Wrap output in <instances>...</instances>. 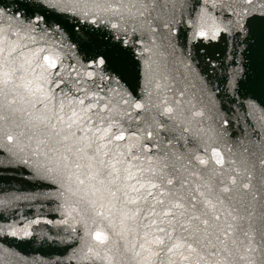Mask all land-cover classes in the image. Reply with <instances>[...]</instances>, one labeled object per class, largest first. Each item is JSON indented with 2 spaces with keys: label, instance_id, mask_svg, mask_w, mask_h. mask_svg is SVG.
<instances>
[{
  "label": "water",
  "instance_id": "obj_1",
  "mask_svg": "<svg viewBox=\"0 0 264 264\" xmlns=\"http://www.w3.org/2000/svg\"><path fill=\"white\" fill-rule=\"evenodd\" d=\"M69 7L68 0H0V64L7 59L27 79L49 81L46 90L54 96L82 95L77 90L83 88L102 97L101 102L110 101L125 129L139 128L123 150L122 178L129 163L136 172L162 151L182 156L185 163L194 155L209 159L213 148L226 161L238 159L245 149L264 154L260 0L251 5L243 0H162L152 20L155 31L142 18L121 19L93 3L89 7L97 15L87 18ZM245 8L251 11L241 34L237 21ZM113 23L120 28H112ZM45 57L54 59L56 68H49ZM97 57L104 59L102 65H96ZM124 99L146 103L139 119ZM164 101L175 109L173 120L161 115ZM126 110L130 117L123 115ZM157 123L165 124L159 136ZM129 149L138 160H129ZM30 156L27 148L21 152L0 135V264H160L140 248L145 234L155 231L147 226L151 217L145 220L141 213L122 225V204L108 196L107 181L79 185L73 180L57 188L20 162ZM73 171L83 178V169ZM99 179H105L103 174ZM89 201L103 202L105 215L97 216ZM136 207L129 204L126 210ZM97 231L109 237L108 243L93 239ZM256 262L264 264L259 252Z\"/></svg>",
  "mask_w": 264,
  "mask_h": 264
},
{
  "label": "snow or ice",
  "instance_id": "obj_2",
  "mask_svg": "<svg viewBox=\"0 0 264 264\" xmlns=\"http://www.w3.org/2000/svg\"><path fill=\"white\" fill-rule=\"evenodd\" d=\"M128 2L130 7L125 0H68L67 10L75 9L86 18L97 15L95 8L121 19L142 18L155 31L152 20L158 18L154 13L162 0ZM243 2L253 4V0ZM260 6L264 15V0H260ZM250 11L245 8L240 13L237 23L241 34ZM91 22L95 24L96 19ZM110 26L120 28L117 23ZM3 54L0 49V56ZM44 59L49 68H56L54 59ZM95 63L102 65L104 59L97 57ZM20 71L7 59L0 64V135L19 146L21 152L25 148L30 151V158L20 162L29 166L36 178L57 188L73 180L79 185L86 180H98L101 185L107 181L108 196L122 204V225L141 213L145 220L152 218L147 226H154L155 231L145 234L140 248L159 258L160 264H257V252L264 261V154L257 156L245 149L238 159L230 156L226 161L224 154L213 148L209 159L194 155L185 163L182 156L162 151L156 160L149 158L147 168L137 166L133 172L129 163L123 168L122 178L118 165L124 163L123 150L128 149L130 139L137 138L140 129H125L119 122L120 114L110 101L101 102L102 97L91 96L83 88L77 90L82 95L54 96L46 90L49 81L27 79ZM122 103L137 112L136 119L147 107L145 102L129 99ZM163 103L161 115L173 120L175 109L167 101ZM123 115L130 117L131 113L126 110ZM6 125L17 131L6 129ZM163 128L165 124L155 125L157 136ZM173 130L174 126L168 129ZM146 136L151 138L153 131L148 130ZM128 158L139 159L130 149ZM200 166L202 170L196 171ZM73 169H83V178ZM102 174L105 179H99ZM89 203L97 216L105 215L103 202L98 206L94 201ZM129 204L136 209L126 210ZM93 239L101 245L109 241L101 231L95 232Z\"/></svg>",
  "mask_w": 264,
  "mask_h": 264
}]
</instances>
